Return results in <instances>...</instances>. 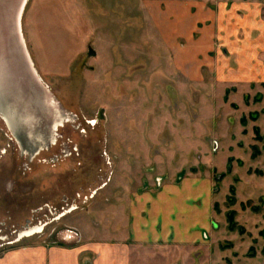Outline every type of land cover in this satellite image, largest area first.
Here are the masks:
<instances>
[{"label": "rangeland", "instance_id": "1", "mask_svg": "<svg viewBox=\"0 0 264 264\" xmlns=\"http://www.w3.org/2000/svg\"><path fill=\"white\" fill-rule=\"evenodd\" d=\"M22 2L0 92L45 144L0 116V264H264V0H28L20 29ZM24 50L73 118L53 138Z\"/></svg>", "mask_w": 264, "mask_h": 264}, {"label": "bare ground", "instance_id": "2", "mask_svg": "<svg viewBox=\"0 0 264 264\" xmlns=\"http://www.w3.org/2000/svg\"><path fill=\"white\" fill-rule=\"evenodd\" d=\"M27 2H28V0H23V2L21 3V6L19 8V11H18L17 25H18V28H20V29H22V17H23L24 10H25L24 7H26ZM22 9H23V11H22ZM20 15H21V17H20ZM25 46H26V44H25ZM24 52H25L24 59H25V61L27 60V65L29 67L28 69H30L29 71L31 72L30 74H32V76L35 77L37 85L39 84L40 86L44 87L43 96L39 99V107H42L44 105L45 107H48L51 111L53 122H52V125L50 128V133H51V137L53 138L56 136V129L59 126H62L66 120H73V118L69 113L63 111L61 105L57 102V100L54 98V96L47 89V87H46L45 83L43 82L41 76L37 72L35 65H34V62L31 58V56L29 55L28 51L24 50ZM20 87H22V84L20 85ZM1 89L2 88L0 86V91H1ZM11 89H12L11 87L8 89L5 88L6 92H0V116H1L2 120L4 121V123L6 124L9 131L13 134V136L15 137L17 142L19 143L20 147L22 148L23 153L30 155V157H33L40 150H42V148L44 147V144H45L44 143L45 142L44 136L45 135H40L41 137L40 136L39 137L41 139H39V138L37 140L32 139V138H34L32 133H34V131H35V130H33L34 129V127H33L34 123L31 124L32 117L29 116L28 114H23L24 112H26V109H22L23 111H21V112H23V113H20V112H18L17 109L13 108V106H11L9 104V102H7L6 100H4L2 98L3 97L2 95H4V93H6V95L8 97L15 99L16 94H14V89L12 91H11ZM21 90L23 92L22 88H21ZM24 96H25L24 93H22V96L20 98L23 101L22 102L23 106H26L27 100H25ZM4 98H5V96H4ZM28 122H30V123L26 126V123H28ZM38 234H42V226H38V227H34V228H28V231H27L28 237H31L33 235H38Z\"/></svg>", "mask_w": 264, "mask_h": 264}, {"label": "crops", "instance_id": "3", "mask_svg": "<svg viewBox=\"0 0 264 264\" xmlns=\"http://www.w3.org/2000/svg\"><path fill=\"white\" fill-rule=\"evenodd\" d=\"M134 237H138L139 236H135ZM141 241H144V239H141ZM102 251H105V249H101ZM80 252L76 251L75 249L73 250H68L67 253L64 252L63 250L61 249H58V248H54V249H51L50 251V254H51V264H80V262L78 261V255H79ZM114 254V253H113ZM112 254V256H114ZM125 256L124 253H122L120 255V258L119 259H122L121 257ZM102 261V262H100ZM110 256L108 255V253H102L101 255V259L96 263V264H110ZM112 263V262H111ZM115 264V262H114Z\"/></svg>", "mask_w": 264, "mask_h": 264}, {"label": "flooded vegetation", "instance_id": "4", "mask_svg": "<svg viewBox=\"0 0 264 264\" xmlns=\"http://www.w3.org/2000/svg\"><path fill=\"white\" fill-rule=\"evenodd\" d=\"M70 121H72V120H66L64 123H67V122H70ZM63 125H64V124H63ZM63 125H62V126H63ZM59 127H61V126H59ZM40 151H41V150H40ZM40 151H39V152H40ZM37 154H38V153H37ZM27 155H28V154H27ZM35 156H36V154H35L33 157H31V158H34ZM43 231H44V229H43V227H42V233H43Z\"/></svg>", "mask_w": 264, "mask_h": 264}, {"label": "water", "instance_id": "5", "mask_svg": "<svg viewBox=\"0 0 264 264\" xmlns=\"http://www.w3.org/2000/svg\"><path fill=\"white\" fill-rule=\"evenodd\" d=\"M25 8V7H24ZM22 11H23V9H22ZM20 17H21V15H20ZM29 58V57H28Z\"/></svg>", "mask_w": 264, "mask_h": 264}]
</instances>
